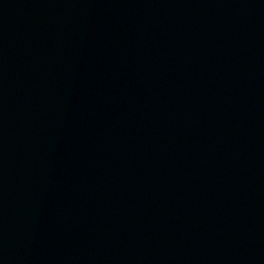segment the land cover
<instances>
[{
    "label": "water",
    "instance_id": "95a60500",
    "mask_svg": "<svg viewBox=\"0 0 264 264\" xmlns=\"http://www.w3.org/2000/svg\"><path fill=\"white\" fill-rule=\"evenodd\" d=\"M0 264H264V0H0Z\"/></svg>",
    "mask_w": 264,
    "mask_h": 264
}]
</instances>
